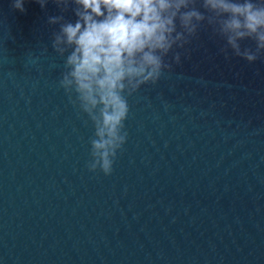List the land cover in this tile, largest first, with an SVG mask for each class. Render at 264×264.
Wrapping results in <instances>:
<instances>
[{
    "label": "water",
    "instance_id": "obj_1",
    "mask_svg": "<svg viewBox=\"0 0 264 264\" xmlns=\"http://www.w3.org/2000/svg\"><path fill=\"white\" fill-rule=\"evenodd\" d=\"M14 3L0 0V264H264V53L236 56L202 22L128 97L105 175L52 48L49 17L75 22L77 5Z\"/></svg>",
    "mask_w": 264,
    "mask_h": 264
},
{
    "label": "clouds",
    "instance_id": "obj_2",
    "mask_svg": "<svg viewBox=\"0 0 264 264\" xmlns=\"http://www.w3.org/2000/svg\"><path fill=\"white\" fill-rule=\"evenodd\" d=\"M45 7L47 0H38ZM57 6L69 0H54ZM75 22L59 23L52 48L64 57L58 81L70 102L94 127L90 171H113L118 150L127 140L128 97L141 85L156 84L170 65L165 57L196 35L202 22L226 40V46L253 62L264 53V0H72ZM25 11L23 0L13 5ZM203 9V11L201 10ZM63 21V22H62ZM255 42V50L240 41ZM179 62L180 54L175 53Z\"/></svg>",
    "mask_w": 264,
    "mask_h": 264
}]
</instances>
